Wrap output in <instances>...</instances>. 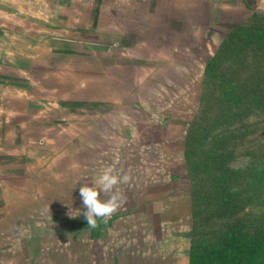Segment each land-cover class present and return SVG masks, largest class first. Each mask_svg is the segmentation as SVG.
Returning <instances> with one entry per match:
<instances>
[{
    "label": "rangeland",
    "instance_id": "rangeland-1",
    "mask_svg": "<svg viewBox=\"0 0 264 264\" xmlns=\"http://www.w3.org/2000/svg\"><path fill=\"white\" fill-rule=\"evenodd\" d=\"M146 1L141 2L143 16L137 19L128 16L120 27L142 35L143 44L132 47V53L126 55L131 67L137 59L149 61L146 65L143 63V125L148 128L143 129L140 154L143 168L148 172L147 181L157 182L163 178L168 184L174 182L181 196L187 191L190 180L184 161V142L178 148L175 139L186 134L191 120L199 112L205 66L233 25L248 20L252 11L264 13V0H245L249 10L242 9L241 0H166L160 8H157L156 0H149V7ZM104 3V0H0V189L4 200L24 199L25 185L31 182L32 176L35 177L37 170L44 166L54 168L51 167L56 161L54 158L64 150L65 145L49 142L51 146L47 151L44 146L48 142L44 138L27 141V137L35 134L30 133L31 126L43 125L38 120L40 116L46 126V119L57 128L72 123L70 119L66 120L70 118L65 116L67 110L47 111L44 107L49 102L60 103L71 95L61 89L62 83L69 78L82 81V72L86 74L84 80H88L93 72L105 76L106 47L118 44L123 36L119 27L115 32L109 30L106 16L100 15ZM50 47L54 51L74 50L76 55H55ZM33 105L41 108L36 110L31 108ZM59 118L61 120L55 124ZM130 122L135 124L136 120L132 118ZM247 123L251 133L231 162L234 168L247 165L246 148L264 146V113H252ZM169 125L171 133L167 132ZM159 127L164 131L159 135L163 143L158 145L153 144L152 130L158 131ZM98 145L103 149L96 153L98 161L106 160L105 141ZM24 154L29 157L26 165ZM160 168L164 171L157 172ZM174 168L180 175L169 176L167 169ZM151 170L158 174L153 175ZM9 174L19 175L11 178ZM171 177L176 180L171 182ZM35 194L41 196L43 192L39 190ZM75 211L64 208L57 216L52 215L56 218L50 224L59 225L56 219L67 217L69 223L66 220L65 224L72 229L76 223L72 217ZM24 212L32 213L25 207ZM158 216L149 209L143 214V221L138 219V226L143 224V240H140L143 242L140 248L143 264H188L192 239L196 243H211L209 234H201L203 226L199 230L192 229L187 210L172 224L161 223ZM20 236L19 241L25 237ZM0 261L1 264L20 263L16 254L13 257L1 255ZM123 261L124 264H137L135 251Z\"/></svg>",
    "mask_w": 264,
    "mask_h": 264
},
{
    "label": "crops",
    "instance_id": "crops-1",
    "mask_svg": "<svg viewBox=\"0 0 264 264\" xmlns=\"http://www.w3.org/2000/svg\"><path fill=\"white\" fill-rule=\"evenodd\" d=\"M104 1L100 15L106 16L105 20L112 32L119 27L118 31L123 38L118 44L106 47L105 76L90 72L89 79L84 80L86 74L82 72V81L69 78L62 83L61 89L71 95L60 103L54 101L44 106L47 111L67 110L65 116L70 118L66 120L70 119L72 123L57 128L52 127L49 119H46V126L45 120L40 116L38 120L43 125L31 126L30 133L35 134L27 137V141L29 138L33 141L47 139L48 145L44 146L47 151L51 146L49 142H59L65 146L61 155L54 158L56 161L51 164L54 168L44 166L37 170L36 176H32L31 182L25 185L24 199L6 201L0 189V257L4 254L13 257L16 254L22 264H124L122 260L135 251L137 264H143V252L140 250L143 247V242L140 241L143 240V224L138 226V219L143 221V214H147L149 209L159 214L161 223L172 224L186 210L188 216H191L189 185L186 187L187 191L180 196L172 182L173 179L176 180L175 177H171V184L163 182V178L157 182L147 181L148 172L143 168V157L140 154L143 150V129L148 128L143 125V63L146 65L149 61L137 59L136 64L131 67V61L126 55L132 53V47L143 44L142 35L137 31H124L120 27L125 24L128 16L136 19L143 16L141 2L145 0ZM163 1L166 0H156L157 8L162 6ZM244 1L241 0L242 9L247 8ZM146 3L149 7V0ZM129 7L136 8L129 10ZM50 50L55 55L65 57L76 55L74 50L54 51L52 47ZM69 74L74 75L71 72ZM33 106L31 108H41ZM28 107L30 108V104ZM36 113L38 114L37 111ZM37 114L36 117H39ZM132 118L136 120L135 124L130 122ZM60 120L56 119L55 124ZM161 131H164L161 127L158 131L152 130L153 144L163 143L159 140ZM168 131L172 132L171 126ZM131 134L132 139L129 137ZM103 140L107 156L106 160L98 161L96 153L103 151L98 143L103 144ZM175 140L179 148L185 135ZM182 145L184 147V143ZM23 157L26 165L29 157L26 154ZM86 163L87 167H84ZM106 167H112L116 173L130 177L128 183L119 185L125 196V203L110 218H98V226L91 228L83 215L86 209L79 189L84 184L92 186ZM167 170L169 176L180 175L177 168ZM151 171L153 175H157V172L164 169ZM9 175L12 178L19 174ZM39 190L43 192L41 196L35 194ZM24 207L32 213H25ZM64 208L76 210L72 214H75L72 217L76 220L72 229L69 224H65L67 217L56 219L59 225L50 224L56 218L52 215L57 216ZM21 234L25 237L19 241ZM15 241L21 244L17 245ZM6 244L9 245L4 247Z\"/></svg>",
    "mask_w": 264,
    "mask_h": 264
},
{
    "label": "trees",
    "instance_id": "trees-1",
    "mask_svg": "<svg viewBox=\"0 0 264 264\" xmlns=\"http://www.w3.org/2000/svg\"><path fill=\"white\" fill-rule=\"evenodd\" d=\"M256 112L264 113V13L252 11L206 64L185 134L192 229L211 237L191 240L188 264H264V146L246 148L244 168L231 166Z\"/></svg>",
    "mask_w": 264,
    "mask_h": 264
},
{
    "label": "clouds",
    "instance_id": "clouds-1",
    "mask_svg": "<svg viewBox=\"0 0 264 264\" xmlns=\"http://www.w3.org/2000/svg\"><path fill=\"white\" fill-rule=\"evenodd\" d=\"M129 179L127 175L116 173L112 167H106L102 169L92 186L84 184L80 187V196L86 209L83 215L88 227H97L98 218L105 220L110 218L125 203V196L120 191L119 185L128 183Z\"/></svg>",
    "mask_w": 264,
    "mask_h": 264
}]
</instances>
